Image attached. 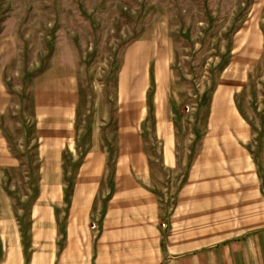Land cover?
Listing matches in <instances>:
<instances>
[{"label":"rangeland","instance_id":"obj_1","mask_svg":"<svg viewBox=\"0 0 264 264\" xmlns=\"http://www.w3.org/2000/svg\"><path fill=\"white\" fill-rule=\"evenodd\" d=\"M235 58L248 79L235 91L237 102L253 126H264V0H0V135L16 160L0 166V206L29 205L43 187L34 118L48 111L34 105L35 76L38 89L45 82L76 96L71 123L79 146L75 156L64 153L63 163L68 190L95 141L108 143L113 163L119 109L124 101L134 106L144 90L140 128L173 206L201 146L210 103ZM163 99L178 135L175 169L157 161Z\"/></svg>","mask_w":264,"mask_h":264},{"label":"crops","instance_id":"obj_2","mask_svg":"<svg viewBox=\"0 0 264 264\" xmlns=\"http://www.w3.org/2000/svg\"><path fill=\"white\" fill-rule=\"evenodd\" d=\"M244 69L236 58L225 69L173 206L140 128L144 90L134 106L124 101L119 109L113 163L108 143L95 141L68 190L63 163L79 146L71 123L76 96L45 82L38 89L32 78L34 105L48 111L34 118L43 187L29 205L0 206V264H264V126H253L235 97L248 83ZM167 101L158 112L157 161L175 169L178 135ZM15 161L0 135V166Z\"/></svg>","mask_w":264,"mask_h":264},{"label":"bare ground","instance_id":"obj_3","mask_svg":"<svg viewBox=\"0 0 264 264\" xmlns=\"http://www.w3.org/2000/svg\"><path fill=\"white\" fill-rule=\"evenodd\" d=\"M93 227L96 228L97 227L96 224H94Z\"/></svg>","mask_w":264,"mask_h":264}]
</instances>
